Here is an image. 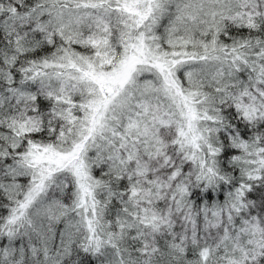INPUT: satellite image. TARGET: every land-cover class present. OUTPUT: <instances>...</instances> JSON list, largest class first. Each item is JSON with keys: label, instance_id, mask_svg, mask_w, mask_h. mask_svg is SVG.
I'll return each mask as SVG.
<instances>
[{"label": "snow or ice", "instance_id": "6c2138e0", "mask_svg": "<svg viewBox=\"0 0 264 264\" xmlns=\"http://www.w3.org/2000/svg\"><path fill=\"white\" fill-rule=\"evenodd\" d=\"M0 264H264V0H0Z\"/></svg>", "mask_w": 264, "mask_h": 264}]
</instances>
